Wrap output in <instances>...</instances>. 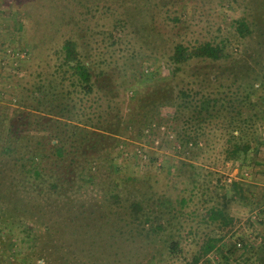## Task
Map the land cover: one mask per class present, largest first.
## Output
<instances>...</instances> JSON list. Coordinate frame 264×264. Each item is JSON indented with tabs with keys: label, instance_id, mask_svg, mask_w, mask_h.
<instances>
[{
	"label": "rangeland",
	"instance_id": "obj_1",
	"mask_svg": "<svg viewBox=\"0 0 264 264\" xmlns=\"http://www.w3.org/2000/svg\"><path fill=\"white\" fill-rule=\"evenodd\" d=\"M169 2L0 0V147L15 146L10 132L17 130L24 138L16 144L19 150H32L36 140L47 136L64 149L61 159L52 151L47 158L37 157L42 178H26V187L14 192L16 206L5 199L15 217L10 216V230L0 238V264H45L43 256L54 264H192L212 232L227 235L218 244L220 250L197 264L264 262L258 252L259 236L264 235V149L249 154L241 150L236 160H228L233 147L226 113L200 125L196 147L174 148L168 137L173 110L157 115L152 95L166 86L175 93L196 89L187 83L193 75L196 81L206 79L205 86L213 80L206 74L220 75L223 85L232 69L249 77L250 69L239 67L249 56L257 59V73L247 83L256 77L264 84V0ZM243 18L251 29L244 37L236 30ZM67 40L76 41L92 68V83L104 92L94 88L85 94L70 71L58 67ZM203 43L221 50V62L192 61L175 75L168 60L174 46ZM108 85L114 101L106 98ZM145 94L149 108L141 112L137 101ZM251 100L256 116L252 131L264 146V88ZM183 114L184 120L197 121L195 111ZM123 120H131L129 127ZM146 129L150 136L144 135ZM93 132L105 139L91 148L87 139ZM136 150L147 156L145 163L133 156ZM238 186L248 202L232 198ZM133 201L152 205L153 213L163 210L165 219L172 220L167 211L174 208L178 217L153 233L151 241L140 235L138 221L130 217ZM209 208L223 209L232 225L206 220ZM124 220L132 222L127 231L121 229ZM30 227L42 236L37 250L29 248L31 240L22 232ZM44 229L54 234L47 236ZM238 237L253 246L250 259L234 248L241 242ZM171 242L178 244L174 255L168 250Z\"/></svg>",
	"mask_w": 264,
	"mask_h": 264
},
{
	"label": "trees",
	"instance_id": "obj_2",
	"mask_svg": "<svg viewBox=\"0 0 264 264\" xmlns=\"http://www.w3.org/2000/svg\"><path fill=\"white\" fill-rule=\"evenodd\" d=\"M170 2L169 0H161L162 6H168ZM236 30L242 37L250 35L251 29L249 28L247 19L243 18L242 20L238 21ZM62 53L63 57L61 58V63L58 67L67 68V70L70 71L71 75L75 77L76 84L81 87L84 93L87 95L92 94L94 92V88H96L94 83H92V68L90 66V63L86 61L87 59L85 58V55L79 53L78 44L76 43V41H65L62 47ZM222 59L223 54L218 47L210 43H203L198 46H185L184 44H176L168 60L169 63L173 66V73L176 75L177 73L182 71V66L188 65L192 61H200L213 66L221 62ZM241 61L242 64L239 66L240 71L242 70V68L245 70L250 69V73L248 74V76L250 77V74H252V76L254 77L255 73H257L254 66L257 63V59L255 60L254 57L249 56L245 57ZM228 73L229 76L227 78V81L229 83H225L227 85L221 84L219 80L220 75L214 73V75L206 74V78H208V80L211 81L213 79L211 81V86H205L203 84L205 83L206 79L201 82L196 81V77L193 75V81L187 83L192 87L196 86V89L181 88L175 93L173 87L170 88L166 86L159 88L158 91L153 90L152 95L155 96V103L153 102V104L157 109V115L160 114L162 110L168 109V112L170 110H173L172 120L173 118L174 120L170 125V131L174 137L173 145L179 147L181 151H184V149H189L191 147L194 148L198 145V135L200 131L199 127L202 123L210 122L216 118H219L224 113H226L229 117L227 130L230 135L229 142L233 147V151H231V153L229 152L227 155L228 160H236L241 150H244L247 152V154H249L251 152L258 151L259 149H264L263 144L255 140L256 135H254V131H252L254 125V121L252 119H254L256 116L254 111L255 105L251 100L252 96H255L260 89L264 88V84L262 83V81L259 82L255 77L254 81H252L251 85L249 86V83H247L250 82L247 80L249 77H240V74H238L236 70L233 69ZM255 82H258L259 84ZM245 83H247L246 86L244 85ZM36 89L37 91L40 90L39 87ZM96 89L97 92H104V89L99 85ZM105 93L107 94L106 98H109V100H113L112 97H108L111 94L109 85L105 88ZM147 95L148 94H145L137 101V104L140 105H137V107L142 109L140 110L141 112H144V109L146 110L147 108H149L148 100L147 98H145L148 97ZM241 109L245 111L244 114L246 117L244 116L245 118L243 119H241ZM192 110L197 114V118H195L197 121H195L194 119H188L187 117L186 120H184L185 116H183V112ZM144 115L145 113L142 114V117ZM147 116L148 114L146 113L145 117L147 118ZM116 117L117 115H114L110 118L113 121V125L117 124ZM151 117L153 119V116ZM130 121L131 120L122 121V124L125 128L129 127ZM23 125L28 126V123H25ZM10 134V138L13 139L15 146L11 145L10 143H6L3 147H0V238L10 230V216L15 217L13 215H9L8 205L5 207V199L7 197L9 199H12V201H14L13 205L16 206L18 202L14 199V192L18 193L19 189H24L26 187V178L31 177L34 180H40L42 178L41 170L39 169L38 164L35 165L34 163L37 157L39 156L38 158L40 160L47 158L46 155H48V151H52L53 153H55L56 157L60 159L64 156V149L59 145V142L56 140V138H53L54 140L49 141V138H51V136H47L46 138H44L46 140V143L43 139L40 141L36 140L34 144L35 146L32 148V150H19V147L16 146V144L24 139L23 136H21L17 130L11 131ZM103 135L104 134L100 132H93L92 136L87 139L88 144L91 145V148H94L96 144L103 143L105 139ZM53 141H55L56 144H53L47 149L46 146L51 145ZM232 195L233 199L244 198V202L249 201V198L244 194V191L239 186L234 189ZM223 199H225V195H223ZM235 200L236 199H234V201ZM249 203L252 204L251 202ZM185 204V200H179L180 207H183ZM145 205L146 207H144V205H142V203H140L139 201L131 202L129 204L131 212L130 217L132 218V220L138 221V224L140 225V235H144L146 238L152 241L154 240L153 233L159 234L164 231V224L171 225L173 223L172 220H174L178 216H174L172 214V212L175 210L174 208L171 210L169 208V210L167 211V215H170L172 217V220L170 218L165 219V212L163 210H159V214L153 213L154 210L152 209V205ZM6 209H8V211H6ZM204 217L206 218V220H209L211 222L219 221V225L221 227L231 226L233 221L228 217L223 209L216 208H209L205 212ZM69 221L70 224L74 223L73 219H70ZM248 221L250 222V220ZM131 224L132 222H125L124 220V227L121 229L127 231L126 227H130ZM44 230L49 231V234L47 232V236L54 234L51 229ZM124 230H120L117 233L122 235L124 233ZM22 232L26 233V235L29 236V239L31 240V246L29 245V248L37 250L36 248L38 247V240L42 238V236L32 230V227L22 229ZM225 233L221 234L219 232V234H217L218 236H216V233L212 232V236H209L208 239L202 243L200 249L198 250V253L193 256L192 264H197L202 257L207 256L212 251L220 250L218 248V244L224 241V239L226 238L227 234ZM259 237L261 238V241L258 245V252L260 251L264 259V235ZM238 241L242 242L243 250L241 252V256L243 255L244 257H247L249 256V254L253 256L251 252L253 246L249 245L246 241L243 242L239 237ZM177 248V243H169V254H176L178 252ZM43 257L45 258V264L55 263L47 262V256ZM247 258L250 259V256ZM261 264H264V262H262Z\"/></svg>",
	"mask_w": 264,
	"mask_h": 264
},
{
	"label": "built area",
	"instance_id": "obj_3",
	"mask_svg": "<svg viewBox=\"0 0 264 264\" xmlns=\"http://www.w3.org/2000/svg\"><path fill=\"white\" fill-rule=\"evenodd\" d=\"M145 71H146V70H145ZM154 127H155V126H153L152 128H154ZM152 128H151V129H152ZM150 134H151L150 129H146L145 132H144V135L150 136ZM168 137L172 140V144H174V137H173V135L170 134ZM190 146H191V145H190ZM174 148H178V149H180L179 147H177V146H175V145H174ZM133 156H134L135 158H138V159L140 160V164L145 163V162L147 161V159H148L147 156L141 152V150H136V151L133 153ZM227 181H228V183H230V182H231V179H228ZM253 219H254V217H253ZM234 247H235L236 249H243V248H242V243H241V242L234 243ZM212 264H216V263H215V262H212Z\"/></svg>",
	"mask_w": 264,
	"mask_h": 264
}]
</instances>
